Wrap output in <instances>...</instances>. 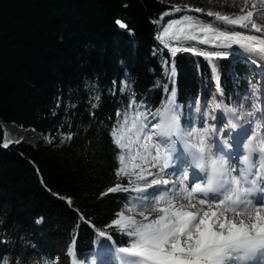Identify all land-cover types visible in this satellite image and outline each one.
Returning a JSON list of instances; mask_svg holds the SVG:
<instances>
[{"label": "trees", "instance_id": "obj_1", "mask_svg": "<svg viewBox=\"0 0 264 264\" xmlns=\"http://www.w3.org/2000/svg\"><path fill=\"white\" fill-rule=\"evenodd\" d=\"M172 1L206 12L212 0H0V144L4 127L25 129L20 143L0 146V264H107L99 231L128 246L110 224L133 194L102 193L128 183L115 175L110 132L134 114L131 97L152 113L174 89L182 126L196 103L244 108L261 98L264 69L243 57L171 55L156 37Z\"/></svg>", "mask_w": 264, "mask_h": 264}, {"label": "snow or ice", "instance_id": "obj_2", "mask_svg": "<svg viewBox=\"0 0 264 264\" xmlns=\"http://www.w3.org/2000/svg\"><path fill=\"white\" fill-rule=\"evenodd\" d=\"M173 10L182 11L179 6ZM185 11L212 17L223 27L188 14L170 20L156 38L173 57L186 51L209 60L236 55L257 67L264 63V26L253 19L252 10L241 8L236 15L191 7ZM116 24L124 29L128 27L121 19ZM229 26L257 34H245ZM185 42L209 45L217 50L197 51L192 46H180ZM57 101L56 107H60L59 97ZM126 107L135 109L134 114L117 112V117L122 115V119L117 120L110 136L120 150L115 175L127 177L128 183L108 187L102 195L132 193L128 211L141 218L117 212L110 226H117L129 238L128 246L116 247L106 231L98 233L106 241H97L99 246L114 252L117 259L126 258L128 264H258L264 259V200H259L260 206H256L249 199L255 189L264 191L260 187L264 184V111L261 122L253 128L255 104L249 101L251 110L246 111L243 107L215 103L212 109L221 113L220 116H206L197 108L199 126L191 117L182 126L174 89L167 103L155 112L137 106L135 96ZM225 116L230 117L227 126L232 131L240 130L236 137L241 139L237 141L233 137L236 149L242 148L244 152L239 158V169L229 163V158L239 156V152L231 151L233 142L219 139L223 127L217 128L216 124L223 125ZM232 131L226 135L231 136ZM45 139L52 142L48 137ZM61 139L71 140L72 133L62 135ZM20 142L5 139L0 146L7 148ZM226 148L229 151L225 152ZM253 154H258V167L252 163ZM166 174L176 175V179L162 178ZM190 179L202 182L189 187ZM137 209L143 210L137 212ZM3 264H7V258ZM90 264H97L96 259H91Z\"/></svg>", "mask_w": 264, "mask_h": 264}, {"label": "rangeland", "instance_id": "obj_3", "mask_svg": "<svg viewBox=\"0 0 264 264\" xmlns=\"http://www.w3.org/2000/svg\"><path fill=\"white\" fill-rule=\"evenodd\" d=\"M210 2H211V3H209L210 9H207L206 11L211 10V11H214V12L218 11V12H220L222 14L236 15V14H240L241 8H244L245 10H252L254 12L253 19L259 25L264 26V0H212ZM253 5H255V8H253ZM171 6H172L171 10H169L167 12V13H169L168 16H170L169 21L172 20V19H180L183 15L188 14V15H193V16L203 20L205 23H214V26L219 25V26L223 27L221 22L214 21V18H212V22H211V21H208L206 19L207 16L202 14V13H195V12L185 11V9H187L189 7L193 8V9L194 8H202V7H200L201 4H196V3H192V2L172 1L171 2ZM174 6H179L182 9V11L179 12V13L175 12L173 10ZM168 22L165 24V26H167ZM229 27L230 28H234L235 30L240 29V28L235 27V26H229ZM163 28H162V30H163ZM162 30H161V32H162ZM239 31L245 32V34H257V33L251 32L249 30H244V29H241ZM161 44H162V42H161ZM180 46H185V47L192 46V47H195V48H199V47L203 46V44H196L195 42H185V43H183ZM207 46H209V45H207ZM209 47H211V46H209ZM234 49L239 51L237 46H234ZM182 52H186V51H182ZM187 53H192V52H187ZM232 57H234V58H242L241 56H236V55H230L228 58H232ZM256 69L259 72L263 73L262 71L264 69V63H261L260 67L256 66ZM249 101L252 104L256 105V113H255V116L253 117L254 123H260L261 122V113H262V111H264V93L262 94L261 98H259L258 101L254 97H251ZM249 101L247 102L246 106L243 108L246 111L247 110H251L249 108ZM219 103H221V102H219ZM214 104H215L214 102L208 101V100L203 102V103L202 102L201 103H196L194 107L190 108L188 110V112H186V115L184 117L185 120L187 118L191 117L193 119V121L197 124V126H199V114L197 112V108H199L201 111H203L206 116H211V115L220 116L221 113H219V112L214 113L212 111V106ZM179 110H180V114L184 113L183 107L179 106ZM229 118L230 117H228V116L224 117V124L223 125H221L219 122H217V124H216L217 128L223 127V131L220 132V134H219V139L221 141L228 140V141L232 142L233 137H236V133L240 131L239 129H236L235 131H232L227 126ZM150 119H151V117H150ZM153 122H155V121H153ZM208 122L212 123L213 121L209 120ZM229 131H232V135L231 136H228V135L224 134V133H228ZM24 132H25V129L19 128V127L15 126V125H11L9 128L4 127L3 141L5 139L11 140V141L20 140L21 139V134L24 133ZM236 139H237V141H239L241 139V137H236ZM235 148H236L235 147V143L233 142V148L231 149V151L233 153H236ZM177 149L178 150L181 149V145L179 143L177 144ZM215 151L216 150L214 149V152ZM225 151L227 152V151H229V149L226 148ZM243 154H239V156L237 157V163L234 162V161L231 163L232 167H234L236 169H239L241 167V164L239 162V158L242 157ZM234 158H236V157H234ZM252 162H255V164L258 167V156L256 154H255L254 159H252ZM234 174H236V173H234ZM165 179H173L174 180V177L168 176ZM191 184L189 183V187H191ZM260 187H263V186H260ZM149 191H151V189H149ZM252 194H254V193H252ZM254 196H255L254 198H258V201L261 198L264 200V191H260L259 190V193L254 194ZM142 210L143 209H137V212L138 211H142ZM123 212H124L125 215H136L137 219L141 218L136 213L129 212L128 211V207L125 208L123 210ZM108 244H109V242H108ZM103 255H105V257H106L105 260H107V262H108L107 264H122L121 258H123L125 260V262L128 264V261H127L126 258L120 257L119 259H117L116 258V254L114 252L110 251V250L105 249L103 251ZM97 264H99V263L97 262Z\"/></svg>", "mask_w": 264, "mask_h": 264}, {"label": "bare ground", "instance_id": "obj_4", "mask_svg": "<svg viewBox=\"0 0 264 264\" xmlns=\"http://www.w3.org/2000/svg\"><path fill=\"white\" fill-rule=\"evenodd\" d=\"M257 123H254L253 125H252V127L253 128H255V125H256ZM224 134H226V133H224ZM237 140V139H236ZM231 142V141H230ZM232 142H233V140H232ZM235 143V142H234ZM215 149V148H214ZM216 150V149H215ZM235 151H236V153L237 152H239V154H243L244 152H243V150L240 148L239 150H237L236 148H235ZM226 152V151H225ZM252 159H254V156H252ZM236 162L237 163V157L236 158H229V163H230V165H231V163L232 162ZM252 163H254L255 164V162H252ZM254 171H255V169H253ZM169 171V173L171 172V170H168ZM168 176H170V177H174V179H176V175H171V174H166L165 176H163L162 178H166V177H168ZM149 179H151V178H149ZM194 182H202V181H191V179H190V181H189V183L191 184V183H194ZM260 186H263L264 187V184H262V185H260ZM252 193H259V189L257 188V189H255ZM249 199H252V201H253V204L254 205H256V206H260V204L258 203V202H256L253 198H252V196L250 195L249 196ZM260 200H263L262 198L260 199ZM121 261H122V264H127L126 262H125V260L123 259V258H121ZM258 264H264V259H260L259 261H258Z\"/></svg>", "mask_w": 264, "mask_h": 264}]
</instances>
